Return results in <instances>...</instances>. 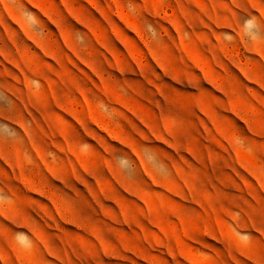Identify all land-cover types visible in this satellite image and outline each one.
<instances>
[{"label": "rangeland", "instance_id": "1", "mask_svg": "<svg viewBox=\"0 0 264 264\" xmlns=\"http://www.w3.org/2000/svg\"><path fill=\"white\" fill-rule=\"evenodd\" d=\"M0 264H264V0H0Z\"/></svg>", "mask_w": 264, "mask_h": 264}, {"label": "bare ground", "instance_id": "2", "mask_svg": "<svg viewBox=\"0 0 264 264\" xmlns=\"http://www.w3.org/2000/svg\"><path fill=\"white\" fill-rule=\"evenodd\" d=\"M240 27V26H239ZM239 33V32H238ZM148 167V166H147Z\"/></svg>", "mask_w": 264, "mask_h": 264}]
</instances>
